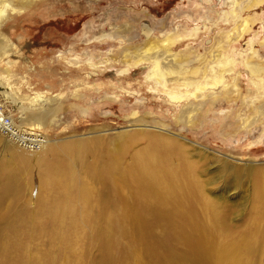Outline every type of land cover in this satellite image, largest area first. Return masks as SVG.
Instances as JSON below:
<instances>
[{
  "label": "rangeland",
  "instance_id": "1",
  "mask_svg": "<svg viewBox=\"0 0 264 264\" xmlns=\"http://www.w3.org/2000/svg\"><path fill=\"white\" fill-rule=\"evenodd\" d=\"M2 8L0 110L30 140L0 132V169L47 157L52 144L94 138L95 152L123 150L127 160L147 142L124 137L155 133L174 140L170 163L194 168L237 237L259 232L252 216L264 186V117L245 121L264 104V76L250 69L264 65V0H0ZM152 52L199 73L193 83L154 76L153 62L138 61ZM193 102L199 110L182 116ZM44 109L51 116L31 131L38 122L26 114ZM77 235L54 264L84 262L85 252L90 261L96 245ZM259 246L264 262V233Z\"/></svg>",
  "mask_w": 264,
  "mask_h": 264
},
{
  "label": "bare ground",
  "instance_id": "2",
  "mask_svg": "<svg viewBox=\"0 0 264 264\" xmlns=\"http://www.w3.org/2000/svg\"><path fill=\"white\" fill-rule=\"evenodd\" d=\"M5 49L0 45V51ZM164 55L152 52L138 61L153 62L154 76L170 74L193 83L199 70L186 68L185 59ZM250 69L264 76L262 63ZM263 83L264 78L258 85L262 96ZM194 104L184 108L182 116L199 110ZM253 112L254 120L246 118V126L264 117V104ZM51 114V109L28 112L38 122L29 129H42L39 123ZM7 116L12 128L4 124L5 115L0 113V132L4 128L13 140L26 145L30 137L25 140L14 133L21 129ZM132 134L121 140L126 145L141 139L147 143L127 160L123 150L106 156L95 152L101 139L94 138L52 144L45 151L49 158L38 156L31 163L18 157L24 167L0 169V264H54L56 256L73 250L74 235L86 232L96 250L90 261L85 252L84 262L78 264H264L257 260L264 233L259 225L264 186L258 190L260 207L252 216L259 232L251 238L247 229L237 237L221 209L205 194L194 168L171 164L172 150L178 147L174 140L171 143L172 139L155 133ZM89 154L96 160H88ZM181 160L188 164L185 157Z\"/></svg>",
  "mask_w": 264,
  "mask_h": 264
},
{
  "label": "built area",
  "instance_id": "3",
  "mask_svg": "<svg viewBox=\"0 0 264 264\" xmlns=\"http://www.w3.org/2000/svg\"><path fill=\"white\" fill-rule=\"evenodd\" d=\"M0 113L3 114V112H2L1 110H0ZM4 115H5V114H4ZM3 122H4V124H9L8 126H9L10 128H12V126L10 125V119H9V117H8L7 115H5V118H4ZM1 131H2L4 134H8L7 132H5L6 130H4V128H1ZM14 133H19L20 136L23 135V137L25 138V140L29 138V137H27L23 132H21V131H19V130H18V131H17V130H14ZM8 136L11 137V138H14V137L11 136L10 133L8 134ZM16 136H17V135H15V137H16ZM14 140H15V139H14Z\"/></svg>",
  "mask_w": 264,
  "mask_h": 264
}]
</instances>
